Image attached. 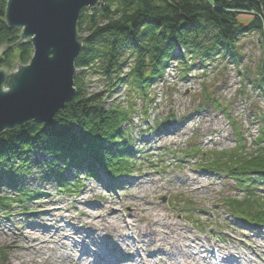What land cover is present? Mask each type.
<instances>
[{"label":"trees","instance_id":"obj_1","mask_svg":"<svg viewBox=\"0 0 264 264\" xmlns=\"http://www.w3.org/2000/svg\"><path fill=\"white\" fill-rule=\"evenodd\" d=\"M7 2L0 0V46L19 42L21 33L5 23ZM243 15L252 18L244 23ZM78 30L84 42L76 61V96L52 124L33 121L0 137L3 213L16 207L26 211L30 202L47 195L26 183L36 171L45 181L55 183L59 195L79 193L84 176L101 181L104 175L116 181L134 174L138 162L128 126L137 100L149 99L150 85L165 73L177 48H183L190 60L179 59L185 64L184 76L197 60L239 63L240 41L254 32L264 34V0H101L98 8L81 14ZM17 50L18 55L9 50L0 56V69L11 70L15 59L22 65L30 61L31 44ZM248 75L249 71L244 73ZM260 76L247 80L264 95V65ZM92 78L99 79L103 88L90 93L87 79ZM124 84L131 92L127 106L109 105ZM173 117L162 123L167 126ZM253 117L259 136L252 151L240 143L229 152H209L202 166L226 173L245 193L243 200L228 201L235 218L263 226L264 195L258 189L264 185V110L254 111ZM194 151L190 157L202 155L197 147ZM35 157L39 158L36 163L32 162ZM73 171L76 177L68 175ZM2 257L0 253V262Z\"/></svg>","mask_w":264,"mask_h":264},{"label":"rangeland","instance_id":"obj_2","mask_svg":"<svg viewBox=\"0 0 264 264\" xmlns=\"http://www.w3.org/2000/svg\"><path fill=\"white\" fill-rule=\"evenodd\" d=\"M251 18L250 15L242 16L244 23H248ZM237 49L242 59L239 63L231 59L207 60L204 63L197 60L193 63L196 67L190 71L189 76L183 75L182 70L185 64L179 60L180 58L189 60V57L185 55L183 48L175 50L174 58L168 64L165 73L149 89V99L137 100L132 124L128 126L131 131L130 138L134 139L132 140L138 150L142 152L150 150V153H154L155 159L161 154L162 157L160 156L154 165L150 164L147 158L140 157L144 163L139 166L140 172L126 179L120 184L121 186L119 185V189L116 187L108 190L103 183L89 181L87 189L81 195L58 197L54 195L55 183L45 181L39 171H36L26 181L27 185L40 190L44 188L46 193L53 195L42 196L29 203L28 209L34 212L18 214V210H12L7 216L0 212V253L3 255V261L0 264H32L20 259L26 257V260H29L30 253L15 248L16 242L12 241L22 244L24 241L20 236L22 232L36 231L50 236V232H44V226L52 228V225L57 227L64 225L67 228L68 223L73 225L74 230L79 229L87 235L88 232L95 230L98 232L101 222L105 225L109 221L113 224L119 222L120 232L109 228L106 234L100 233L98 238L87 240L92 245L90 250L97 249L92 242L98 240L99 248H105L107 255L119 256L122 251L126 253L121 241L123 238H128V231L125 229L128 225L131 224L137 237L141 234L138 231L144 233L143 230L150 227L151 222L147 221L145 215L156 218L158 221L167 219L169 222L178 223L179 233L187 240L189 236L198 238L200 243L203 246L205 243L210 250L219 247L226 254L231 253L233 261L230 264H262L264 262V230L255 235L251 231L233 230L230 225L222 224L228 214L222 206L221 199L226 197L242 199L243 196L235 182L226 176L204 173L200 167L177 165V162L182 161L179 156L188 146L201 144L203 151L208 153L212 150L226 151L236 146L233 130L227 118L215 107V104L211 103L213 98L221 100L228 106L231 114L243 124L248 134L247 145L251 149L250 144L258 135V127L253 121L254 111L264 110V95L248 80H258L261 77L260 71L264 65V34L254 32L247 35L240 41ZM13 50L16 55L19 54L17 48ZM30 61L25 65H28ZM19 65V61L15 59L14 67L11 70L7 69L13 73ZM246 70L249 71L248 78L244 77ZM87 81H90V93L103 88V83L97 78L87 79ZM242 89L245 93L241 92ZM129 93L131 92L124 84L115 91L108 104L127 106ZM145 105L150 109L148 117L144 112ZM170 114L175 116L178 123H173L168 129L159 132L149 131L144 135L141 133L148 125H161V122ZM160 158L167 162L164 170L159 167L162 165ZM37 161L39 158H32V162ZM73 174L76 173L73 172ZM192 184L197 190L192 187ZM262 188L264 190V187ZM190 201L191 208L184 207L185 202ZM147 208L150 210L147 211ZM131 214L134 216L131 217ZM90 215L95 217L93 222ZM192 218L195 223L191 224L189 220ZM198 222H202L203 226L200 223L197 224ZM216 224L224 225L223 229L226 231L224 240L220 241L216 230L212 229V226L214 225L215 228ZM37 225H41V229ZM71 231L69 229V234L76 233V230L74 233ZM74 238L78 241L82 240L78 237ZM187 240L183 243H193L192 240L188 242ZM150 246L149 252L152 254L157 253L156 250L160 248L153 247L155 245ZM170 247L172 246L169 245L168 249L172 251ZM129 249L131 254L134 253L132 248ZM188 250L193 252L195 248ZM75 251L80 254L81 248ZM69 252L70 249L67 248L66 251L50 252L48 255L54 254L55 257H59L60 254L66 256ZM167 252L166 248L161 249V253L174 256ZM207 255L212 256V253ZM181 257L178 258L175 255V258L168 259L162 254H156L154 258L148 257L147 261L150 264L163 263L164 260L182 261ZM35 259L38 262L41 261L39 257L35 256ZM75 259L76 257L72 256V260ZM121 261L122 259L120 263ZM127 263L133 264L129 260Z\"/></svg>","mask_w":264,"mask_h":264},{"label":"water","instance_id":"obj_3","mask_svg":"<svg viewBox=\"0 0 264 264\" xmlns=\"http://www.w3.org/2000/svg\"><path fill=\"white\" fill-rule=\"evenodd\" d=\"M101 0H8L5 23L21 31L19 42L0 46V56L31 44L33 56L10 73L0 69V137L33 121L52 124L76 96V61L84 36L78 22Z\"/></svg>","mask_w":264,"mask_h":264},{"label":"bare ground","instance_id":"obj_4","mask_svg":"<svg viewBox=\"0 0 264 264\" xmlns=\"http://www.w3.org/2000/svg\"><path fill=\"white\" fill-rule=\"evenodd\" d=\"M207 174L212 173L207 172ZM192 187L196 188L194 184H192ZM195 190H197V188ZM149 206H151V204ZM146 210L149 211L150 209L147 208ZM130 216L132 217L134 215L131 214ZM90 217L92 219L91 222H93L95 220V217L93 215H90ZM144 217L147 219V221L151 222L150 227L148 229H144V233L142 231H138L141 232V234H138V237H136L135 233H133L131 238H123L121 242L125 246L126 253H123L122 251V254H120L119 256H113L110 254L107 255V251L105 248H99L100 244L98 240L92 242L94 247H96L97 249L90 250L92 245L87 241L98 238L100 233L106 234L107 229L109 228H113L115 232H120L121 230H118L119 222L117 224H113L109 221L107 225L101 222V226L98 232L97 230H95L94 232H88L87 235L85 232L79 229H75L76 233H74L75 230L71 223H68L67 228L64 225H60L59 227L52 225V228H47L43 225L44 232H50V236L40 234L36 231H33L31 233L22 232L20 236H22L24 240L23 243L21 244L15 240H13L12 242H16L15 248L30 253L29 260H26V257H22L20 259L24 260V262L28 261L32 264H127L122 263L124 261L123 259L127 257L131 261L130 263L148 264L146 259L148 257L154 258L156 254H162L168 259L175 258V255L178 256V258L182 256V261L172 260V262H167L164 260L163 263L156 264H201L199 258L201 256H205L203 252H205L206 254H211L209 247H207L205 243L203 246V244L200 243V239L189 236V240H187V238L179 233L180 225L178 223L169 222L167 221V219L158 221V219L150 217L149 215H145ZM226 222L229 223V221ZM93 226L95 225L93 224ZM37 227L41 229V225H37ZM69 229L70 231L72 230L71 232L74 234H69ZM74 237L81 238L82 240L78 241ZM184 240H187V242L192 240L193 243H183ZM221 240L222 239H220V241ZM69 243H71V246H69ZM150 245H155L153 247H160L158 248V250H156L158 252L155 254L149 252L151 249ZM169 245L172 246L170 247L172 251L168 249ZM161 247L166 248V250L168 251L167 253H169V255L174 254V256H168L161 253ZM200 247L201 250L199 249ZM67 248L70 249V252L66 256L60 254L59 257H55L52 253V255H48L50 254V252L57 251L59 253V251L61 250L66 251ZM78 248H81V252H79L80 254L77 253L78 251H75ZM129 248H132L134 253L131 254V250ZM189 248H195V250L191 252L188 250ZM230 254L231 253L226 255V253L222 251V257L220 256L221 264H230V262H228L231 257ZM35 256L39 257L41 261L38 262L35 259ZM72 256L76 257L74 261L72 260ZM121 259L122 261L120 263ZM140 259L141 261L139 262ZM262 264H264V262Z\"/></svg>","mask_w":264,"mask_h":264}]
</instances>
